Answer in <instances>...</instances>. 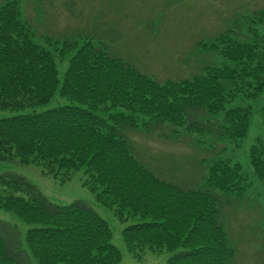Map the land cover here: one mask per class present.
<instances>
[{
  "label": "trees",
  "instance_id": "obj_1",
  "mask_svg": "<svg viewBox=\"0 0 264 264\" xmlns=\"http://www.w3.org/2000/svg\"><path fill=\"white\" fill-rule=\"evenodd\" d=\"M262 25L264 7L237 17L206 42L222 64L206 63L189 78L160 84L90 38L67 37L60 45L46 39L44 46L21 17L18 0H2L0 110L14 113L0 118V160L67 176L84 168V185L96 200L117 219L134 220L122 229L134 253L182 248L166 264H233L224 210L228 197L243 191L241 164L218 154L203 162L199 185L183 187L148 168L126 130L244 139L252 116L250 104L239 101L264 90ZM56 95L63 103L49 106ZM260 111L264 121V102ZM256 140L250 165L264 181V142ZM1 207L31 227L23 243L0 221V264H121L108 222L83 201L52 202L26 178L3 173Z\"/></svg>",
  "mask_w": 264,
  "mask_h": 264
},
{
  "label": "rangeland",
  "instance_id": "obj_2",
  "mask_svg": "<svg viewBox=\"0 0 264 264\" xmlns=\"http://www.w3.org/2000/svg\"><path fill=\"white\" fill-rule=\"evenodd\" d=\"M18 7L21 17L44 46L46 39L58 44L57 41L67 37L90 38L105 46L111 55L132 63L141 73L162 84L189 78L206 63L222 64L221 55L208 49L207 43L232 26L237 17L249 16L264 7V0H18ZM259 30L264 31V25ZM52 50L58 54L56 47ZM63 69L61 66L60 78ZM52 101L49 106L63 103L57 95ZM263 102L264 90L253 101H239L242 105L250 104L252 116L249 131L242 140L215 141L208 135L187 134L164 137L168 128L152 133L126 130L135 155L143 158L141 161L158 177L183 187L199 185L207 170V163L203 162L218 154L231 163L241 164L243 191L239 197L229 196L230 203L224 210L225 228L236 251L233 264H264V181L254 174L249 150L258 136L264 142L260 111ZM13 113L2 109L0 118ZM3 173L26 178L52 202L87 203L108 222L112 243L121 253V264H166L170 256L182 250L131 251L122 229L134 220L117 219L112 207L96 200L95 193L84 185V168L67 176L60 170L48 172L45 166L0 160V174ZM0 221L15 228L19 240L25 243L26 230L31 227L28 221L3 207ZM32 262L37 264L34 259Z\"/></svg>",
  "mask_w": 264,
  "mask_h": 264
}]
</instances>
